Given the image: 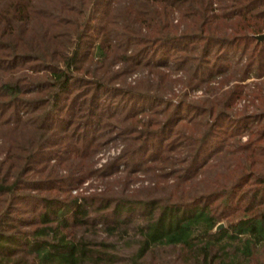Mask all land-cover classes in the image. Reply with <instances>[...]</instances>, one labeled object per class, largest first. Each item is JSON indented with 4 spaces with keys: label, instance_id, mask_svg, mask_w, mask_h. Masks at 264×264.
<instances>
[{
    "label": "trees",
    "instance_id": "1",
    "mask_svg": "<svg viewBox=\"0 0 264 264\" xmlns=\"http://www.w3.org/2000/svg\"><path fill=\"white\" fill-rule=\"evenodd\" d=\"M37 1L0 0V264H264V0ZM237 51V83L215 104L164 101V61L199 88ZM146 68L151 85L117 87ZM250 79L257 111L232 119ZM114 103L130 105L127 146L93 169ZM141 164L162 169L145 199L112 180L71 195L119 165L127 187Z\"/></svg>",
    "mask_w": 264,
    "mask_h": 264
},
{
    "label": "rangeland",
    "instance_id": "2",
    "mask_svg": "<svg viewBox=\"0 0 264 264\" xmlns=\"http://www.w3.org/2000/svg\"><path fill=\"white\" fill-rule=\"evenodd\" d=\"M48 1L49 0H38L37 3L39 8L47 7L49 4ZM76 35L77 32L74 33V36ZM228 57L232 58V61L229 62L234 66L232 70L226 72L225 74H218L216 76L205 79V81L201 82V87L199 88L190 87V72L189 70H187V72H183V70L179 71L175 65L177 60L175 61V63L169 60L164 61L162 72L167 73L170 80L172 81L171 88L169 89L168 87L162 96L164 97V101H171V104L177 105L181 100H183V97H186L188 103L192 107H210L211 105L215 104L216 100L222 96V91L227 89V84L232 86L237 83L236 81L239 78V76L235 74L238 68L237 66H239L240 63H244L246 60L245 57L241 56V53L239 51H237L234 55L230 53ZM118 69L119 66L114 67L115 71ZM122 79L123 80L119 82V84H117V87H120L121 89H128V87L130 86H141L146 88V86L151 85V83L147 82L146 79L150 81L154 80L153 76L149 73V70L147 68L130 72ZM253 82L255 81L253 79H250L244 83L245 85H247L244 88L245 95L242 97V99L237 101V103L230 111H228L232 119L238 120V118H241L242 116H248L256 113V106H258L260 102L255 98L256 90L252 85L254 84ZM153 91L154 89L152 90V92ZM129 107V104L125 107V105L122 104L117 106L115 103L111 106V108L115 112L113 123L117 128L113 130V128L111 127L101 131V134H103L101 145L94 157L91 159V161H89V164L93 169H99L104 165L109 164L114 158L121 155L123 153V150L126 148L127 143L122 142V140L118 137L117 129H124L125 127H129L130 120L128 121L124 116L126 110H128ZM141 107H143L142 104L137 105V113L139 115V118L144 121L147 119V116L150 112V106L143 107V109ZM163 107L164 105L158 108L162 109ZM183 111L186 112V110ZM246 139L247 137H244L242 141L244 142ZM147 166V164H141L137 169V172H132L130 174V182L127 187H125L124 185L125 167L124 165H119V167L117 168L118 172L116 173V175H113L112 178L103 179L102 177L94 175V177L88 178L84 182L71 187V195L76 197V195L90 196L94 195L95 193H101L106 190L108 186L107 182L113 181L111 189L115 190V192L117 193L116 195H120L121 192H124L129 198L145 199L144 196L138 195V190L149 188L155 183L159 182L161 180L160 173L162 172V169H158L157 166H155L153 169L148 170L146 169ZM216 169L217 168L215 167L213 169L209 168L207 172L198 179H211L219 171ZM168 170V168L165 169V171ZM205 184L206 183L203 182L200 184V186H204ZM194 186L195 185H191L189 187ZM198 193H202V190H200V192ZM193 194H197L196 191L192 193V196ZM159 195L160 193H157L153 195V197Z\"/></svg>",
    "mask_w": 264,
    "mask_h": 264
},
{
    "label": "water",
    "instance_id": "3",
    "mask_svg": "<svg viewBox=\"0 0 264 264\" xmlns=\"http://www.w3.org/2000/svg\"><path fill=\"white\" fill-rule=\"evenodd\" d=\"M254 38L258 41V42H264V32L259 34V35H255ZM223 225H219L217 227V230L222 229Z\"/></svg>",
    "mask_w": 264,
    "mask_h": 264
}]
</instances>
